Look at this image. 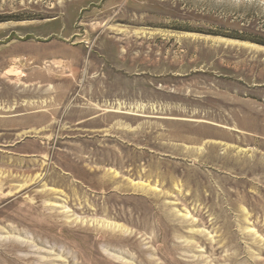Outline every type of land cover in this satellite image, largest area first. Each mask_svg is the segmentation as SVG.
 I'll return each instance as SVG.
<instances>
[{
    "label": "rangeland",
    "instance_id": "374dc122",
    "mask_svg": "<svg viewBox=\"0 0 264 264\" xmlns=\"http://www.w3.org/2000/svg\"><path fill=\"white\" fill-rule=\"evenodd\" d=\"M0 264H264V0H0Z\"/></svg>",
    "mask_w": 264,
    "mask_h": 264
}]
</instances>
